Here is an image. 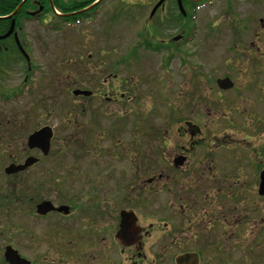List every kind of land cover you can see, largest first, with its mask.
I'll return each mask as SVG.
<instances>
[{
	"label": "rangeland",
	"instance_id": "374dc122",
	"mask_svg": "<svg viewBox=\"0 0 264 264\" xmlns=\"http://www.w3.org/2000/svg\"><path fill=\"white\" fill-rule=\"evenodd\" d=\"M157 1L106 0L92 20L24 30L29 62L0 52V93L27 83L18 102L0 99V198L21 199L0 200V249L19 245L31 256V199L63 191L49 186L35 194V184L65 182L66 193L76 195L80 185L110 176L130 181L132 166L144 162L150 170L162 163L163 151L166 156L186 144L190 123L206 148L198 162L240 168L228 170L227 187L237 181L244 189L242 235L232 240L223 263L213 254L212 264H264V196L253 187L256 165L264 168V0H210L196 11L190 39L188 29L154 25L149 15ZM182 34L185 40L172 41ZM224 77L233 89H219ZM76 89L96 95L74 96ZM44 126L55 131L48 157L27 147L28 136ZM28 156L42 161L17 175L5 173ZM174 192L168 188L163 198Z\"/></svg>",
	"mask_w": 264,
	"mask_h": 264
},
{
	"label": "flooded vegetation",
	"instance_id": "af4514ba",
	"mask_svg": "<svg viewBox=\"0 0 264 264\" xmlns=\"http://www.w3.org/2000/svg\"><path fill=\"white\" fill-rule=\"evenodd\" d=\"M105 3L106 0H0V36L12 30L8 38L0 40V52L18 57L23 50L27 52L24 30L48 29L53 21L58 27L65 23L77 25L92 20ZM152 11L149 18L155 20L154 25L162 28L171 23L179 28V0H165L153 15ZM95 95L92 91V95L80 97ZM105 98L109 103L114 99L112 95ZM187 125L186 144H176L175 152L166 156L163 151L162 163L150 170L144 162L132 166L134 176L130 181H115L110 174L109 181L80 185L82 191L76 195L66 193L62 187L68 185L65 182L35 184V194L49 186L63 191L54 197L31 199L33 221L27 236L31 256H26L19 245L8 243L0 249V264H11L6 257L8 247L30 264H179L181 256L187 254L197 255L198 264H212L213 254L223 263V254L233 248L232 240L243 232L244 189L238 188L237 181L227 187L228 170L235 174L240 168L216 166L210 161L209 165H203L201 160L199 163L197 159L204 155L199 152L206 150L205 144L195 140L200 130ZM259 168L256 165L257 171L264 170ZM148 171L153 175L147 180ZM255 182L253 187L258 193V179ZM168 188L175 192L163 198ZM0 200L4 205L21 201L18 197L9 200L8 196ZM45 201L51 202L53 209L43 215L38 206ZM62 207L65 208L61 210ZM227 227L231 229L229 233ZM47 243L50 245L44 250Z\"/></svg>",
	"mask_w": 264,
	"mask_h": 264
},
{
	"label": "water",
	"instance_id": "95a60500",
	"mask_svg": "<svg viewBox=\"0 0 264 264\" xmlns=\"http://www.w3.org/2000/svg\"><path fill=\"white\" fill-rule=\"evenodd\" d=\"M165 0H160L159 3L155 6V8L152 11V15L163 5ZM179 7L180 11L185 14V10L183 7L182 0H179ZM12 33V30L7 32L5 35L0 36L1 39L8 38ZM182 37L176 36L174 38V41H179ZM23 50V48L21 47ZM24 51V50H23ZM217 85L221 90L228 91L234 88L235 84L233 80L230 77H224L219 78L217 80ZM74 96H90L92 95V92L89 90H81L76 89L73 91ZM54 137V131L50 126H44L40 128L39 130L34 131L27 139V146L30 150L37 149L42 152L44 156H47L51 150V142ZM39 162V158L35 156H29L26 158V160L23 163L16 164L12 163L8 165L5 169V173L7 175H13L17 174L19 172L26 171L28 168L34 166ZM259 195L264 196V170L260 172V183H259ZM65 207H62L61 210H63ZM53 209L51 202H43L38 206V212L40 214H46L50 210ZM7 260L11 264H30L27 260L21 258L19 253L15 251L12 247L7 248L6 253ZM192 257H195L192 259ZM179 264H198V256L193 254H187L184 256H181Z\"/></svg>",
	"mask_w": 264,
	"mask_h": 264
},
{
	"label": "trees",
	"instance_id": "16d2710c",
	"mask_svg": "<svg viewBox=\"0 0 264 264\" xmlns=\"http://www.w3.org/2000/svg\"><path fill=\"white\" fill-rule=\"evenodd\" d=\"M182 1H183L184 8L186 10V15L184 16L182 13L178 14L177 24H178V27L181 28V30L188 29L187 35L188 34L189 35L187 38L190 39V38H193L195 35V25H193V22H194L196 11L199 10V8H201L202 4L210 2V0H182ZM153 30L154 32H157V29L153 28ZM259 69H262V67H259ZM20 90L21 89H17L16 91L8 90L4 94H2L1 97L8 100L10 97H16L18 94H20V93H17ZM263 237H264V233L261 238Z\"/></svg>",
	"mask_w": 264,
	"mask_h": 264
}]
</instances>
